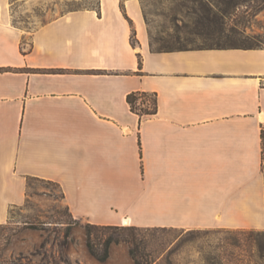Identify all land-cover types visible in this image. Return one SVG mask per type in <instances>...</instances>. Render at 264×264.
<instances>
[{
	"label": "crops",
	"instance_id": "0c3cea01",
	"mask_svg": "<svg viewBox=\"0 0 264 264\" xmlns=\"http://www.w3.org/2000/svg\"><path fill=\"white\" fill-rule=\"evenodd\" d=\"M32 179L94 224L264 228V46L155 48L141 0L33 29L0 0V224Z\"/></svg>",
	"mask_w": 264,
	"mask_h": 264
},
{
	"label": "rangeland",
	"instance_id": "374dc122",
	"mask_svg": "<svg viewBox=\"0 0 264 264\" xmlns=\"http://www.w3.org/2000/svg\"><path fill=\"white\" fill-rule=\"evenodd\" d=\"M240 2L226 17L225 30L209 21L202 3ZM155 48L217 45L264 46V0H141ZM99 0H12L15 23L33 29L69 10L97 7ZM55 182L32 179L24 203L0 224V264H264V248L251 234L257 228H156L133 231L91 227L98 253L106 241V260L98 259L87 244V222L73 217ZM132 226V225H119ZM136 226V225H135ZM264 230V228L258 229ZM124 239H129L128 243Z\"/></svg>",
	"mask_w": 264,
	"mask_h": 264
},
{
	"label": "trees",
	"instance_id": "16d2710c",
	"mask_svg": "<svg viewBox=\"0 0 264 264\" xmlns=\"http://www.w3.org/2000/svg\"><path fill=\"white\" fill-rule=\"evenodd\" d=\"M203 1V0H202ZM224 1H221L220 3H216L215 5L208 4V3H202L201 9L205 12L207 18L209 21H218V25L220 29L223 31L225 30V25H226V17L229 16L232 13V7L236 6L240 2H229L224 4ZM132 42L133 45L137 44V39H136V31L134 30L132 33ZM247 46V45H246ZM251 46V45H248ZM254 46H260V45H254ZM167 48V47H163ZM127 100L130 104L131 110L141 116L146 115H152L157 113L158 110V99H157V94L152 93V92H147V91H133L128 94ZM87 244L89 246L90 251L100 260H106L109 256V246L110 244L115 241L119 242L120 240V235L117 234V237L109 238L106 241V251L103 254L98 253V251L95 249V245L92 243L91 239V227L95 228H113L115 230H123V231H133L138 229L137 226L132 225V226H119V225H100V224H94V223H88L87 225ZM156 228H166V227H156ZM251 234H257L261 235L262 238L257 237L255 239L256 243L264 248V230H258V229H250L249 230ZM128 243H132L129 239H124ZM130 253L135 259L136 264H141V261L138 260L136 257V251L131 248Z\"/></svg>",
	"mask_w": 264,
	"mask_h": 264
},
{
	"label": "bare ground",
	"instance_id": "6f19581e",
	"mask_svg": "<svg viewBox=\"0 0 264 264\" xmlns=\"http://www.w3.org/2000/svg\"><path fill=\"white\" fill-rule=\"evenodd\" d=\"M131 220L129 218H124L123 225H131Z\"/></svg>",
	"mask_w": 264,
	"mask_h": 264
}]
</instances>
